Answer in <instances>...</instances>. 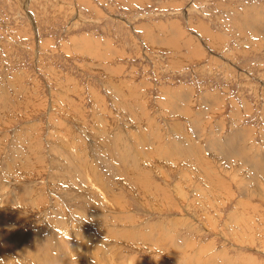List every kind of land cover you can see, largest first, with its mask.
Wrapping results in <instances>:
<instances>
[{"label": "rangeland", "instance_id": "1", "mask_svg": "<svg viewBox=\"0 0 264 264\" xmlns=\"http://www.w3.org/2000/svg\"><path fill=\"white\" fill-rule=\"evenodd\" d=\"M263 168L264 0H0V264H264Z\"/></svg>", "mask_w": 264, "mask_h": 264}, {"label": "bare ground", "instance_id": "2", "mask_svg": "<svg viewBox=\"0 0 264 264\" xmlns=\"http://www.w3.org/2000/svg\"><path fill=\"white\" fill-rule=\"evenodd\" d=\"M178 135V134H177ZM237 135V134H236ZM236 135H235V137H236ZM238 137H239V135H237V139H238ZM178 138V137H177ZM240 139V138H239ZM234 141H236L235 139H234ZM106 143V142H105ZM110 143V142H109ZM234 143H236V142H234ZM238 143V142H237ZM112 144V143H111ZM177 145V144H176ZM105 147V146H104ZM103 147V149H104V151L106 150H108L109 148H108V146L107 147H105L104 148ZM68 148V147H67ZM232 149V148H231ZM110 150H111V148H110ZM177 150V149H176ZM103 151V150H102ZM102 151H101V153H102ZM105 151V152H106ZM223 152H224V150H222ZM221 151V152H222ZM105 152H103V153H105ZM243 152V151H242ZM103 153L102 154H100L102 157H104V155H103ZM109 154V150H108V153L106 154V155H108ZM111 154V153H110ZM110 154H109V156H110ZM114 155H115V153H114ZM119 155V152H118V154H116V156H118ZM221 155V154H220ZM122 156V155H121ZM234 156V155H233ZM101 157V158H102ZM107 157V156H106ZM232 157V156H231ZM236 157V156H235ZM112 158H113V155H112ZM217 158H219V157H217ZM73 159V158H72ZM103 159V158H102ZM108 159V158H107ZM110 160H111V158H109ZM104 160V159H103ZM124 160H126V159H124ZM262 160H263V158H262ZM56 161V160H55ZM112 161H114V160H112ZM116 161V160H115ZM118 161V160H117ZM261 161V160H260ZM57 162V161H56ZM60 162V161H59ZM262 162V161H261ZM115 163V162H114ZM113 163V164H114ZM120 163V162H119ZM112 164V165H113ZM125 164V163H124ZM259 165H260V163H258ZM54 166V165H53ZM56 166V165H55ZM109 166V165H108ZM95 167V166H94ZM115 167H116V165H115ZM114 167V168H115ZM122 167V166H121ZM251 167V166H250ZM54 168V167H53ZM56 168V167H55ZM77 169V168H76ZM64 170V169H63ZM100 170V169H99ZM115 170V169H114ZM260 170V169H259ZM263 170H264V168H263ZM262 170V174H264V171ZM74 172V171H73ZM69 173V172H68ZM58 174V173H57ZM76 174H78V172L76 173ZM81 175V174H80ZM78 176V175H77ZM254 177V176H253ZM252 179V178H251ZM250 179V180H251ZM97 181H98V179H97ZM251 182V181H250ZM98 183V182H97ZM105 183V182H104ZM95 184V183H94ZM251 184H252V182H251ZM253 185V184H252ZM251 187V186H250ZM75 189V188H74ZM79 190H80V188H79ZM93 191H95L94 189H92ZM72 191V190H71ZM70 191V192H71ZM93 191H91L90 189L89 190H84V192H83V194H81L82 192H81V190H80V192L79 193H77V196H78V199H81L80 201L79 200H77V201H79L78 202V204H79V206L81 207V205H82V203L83 202H85L84 200L86 199V197H88V195L90 196V198H94V200H95V202L97 201V203H98V201H99V196H97ZM69 192V191H68ZM72 192H74V191H72ZM96 192V191H95ZM75 193V192H74ZM85 193V194H84ZM70 194H72V193H70ZM76 194V193H75ZM119 194V193H118ZM68 196H70V195H68ZM92 196V197H91ZM74 198H77L76 196L74 197ZM92 198V199H93ZM88 199H89V197H88ZM94 200L92 201L93 202V204H95L94 203ZM76 201V200H75ZM82 201V202H81ZM90 202V201H89ZM104 203V202H103ZM100 204V203H99ZM73 206V205H72ZM76 206H78V205H76ZM93 206V205H92ZM95 207V206H94ZM100 208V207H99ZM96 209V208H95ZM81 211V210H80ZM84 211H85V209H84ZM74 212V211H73ZM72 213V212H71ZM83 213V212H82ZM86 213V211L84 212V214ZM87 214L88 215H90V213L89 212H87ZM55 215V214H54ZM80 215V214H79ZM82 215V214H81ZM80 215V216H81ZM88 215H86L87 217H88ZM92 215V214H91ZM90 215V216H91ZM83 216V215H82ZM89 216V217H90ZM98 214H96V213H94V217H97L98 218ZM73 218V217H72ZM61 219V218H60ZM96 220V219H95ZM98 220V219H97ZM68 221V220H67ZM75 221H77V220H75ZM58 223V222H57ZM65 223V222H64ZM63 223V224H64ZM40 236V235H39ZM42 237V236H41ZM37 243V242H36ZM48 245H50V243H47ZM30 246H28V248H29ZM31 248V247H30ZM37 250H39V251H37ZM44 250H45V247L43 248L42 246H41V244H35V247H33V249H32V251H34V252H31L32 254H35L36 255V257L38 258V260L41 262V263H43V261L44 262H49V263H53V262H57L58 261V258L55 256V255H53V254H51L50 252H45V254H44ZM30 251H31V249H30ZM48 251V250H47ZM40 254H39V253ZM82 252V251H81ZM82 256V255H81ZM23 257V256H22ZM35 257V256H34ZM33 258V257H32ZM57 260V261H56ZM11 262V261H10ZM56 264V263H55Z\"/></svg>", "mask_w": 264, "mask_h": 264}]
</instances>
